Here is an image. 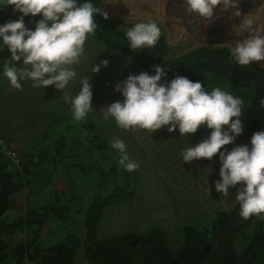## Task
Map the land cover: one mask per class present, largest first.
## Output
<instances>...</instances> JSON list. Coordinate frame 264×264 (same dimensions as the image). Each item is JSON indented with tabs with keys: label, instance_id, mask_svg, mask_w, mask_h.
<instances>
[{
	"label": "rangeland",
	"instance_id": "obj_1",
	"mask_svg": "<svg viewBox=\"0 0 264 264\" xmlns=\"http://www.w3.org/2000/svg\"><path fill=\"white\" fill-rule=\"evenodd\" d=\"M103 2L112 3L109 5L110 10L107 7L104 9L110 18H119L126 23L149 20L157 22L171 47L170 56L180 55L198 46L230 48L229 44L233 41L247 37V33L238 37L233 32V26H239L242 17L230 18L231 10L221 13L219 7L214 10L218 19L206 24L195 16L186 15L184 0H101V10ZM239 10L242 16L249 14L255 17L257 24H264V0H240ZM20 15L12 6L0 8V26L16 21ZM41 19L39 14L35 17L25 16L26 28L35 30L36 22ZM2 44L3 41L0 40V45ZM104 60L109 62L108 65L101 67L98 73H92L91 65H100ZM5 62L19 69L23 67V60L11 61L8 48H0V138L2 136L9 141L8 146L0 150L5 159L12 162L2 152L5 148L10 149L14 158H17L18 152L46 146L55 137L61 136L65 140L64 149L68 153L81 152L83 144L94 147L91 157L97 159V167L104 165L102 162L107 154L125 176L122 179L118 175L116 184L120 179L129 182L133 191L131 200L115 202L106 208L99 220L96 238H109L125 232L141 233L156 225L166 232L167 249L174 253L180 243L183 226H208L215 213L227 211L236 203L235 188L229 189L228 197H223L215 190V183L220 179L219 154L211 160L183 162L182 150L195 147L205 140L199 135L180 136L178 128L170 133L168 126L152 134L143 130L125 131L112 118L104 120L101 110L113 102H123V96L114 91L116 84L125 81L129 75L141 73L132 58L121 57L106 50L96 43L93 36H89L80 63L73 66L77 76L65 89L75 97L80 91L81 80L90 77L93 93L91 107L94 111L84 121L73 118L71 104H64L63 92L54 86L34 88L33 82L26 79L21 81L22 91L13 89L4 76ZM256 64L264 68V61ZM206 86L209 92L219 87L241 98L245 110L250 91L239 93L216 78H206ZM240 119L243 124L242 134L221 151L227 153L236 146L246 145L243 138L246 127L244 111ZM116 138L125 143L129 159L139 164L136 171L129 172L120 166V153L110 146ZM97 147H101L102 152L105 151L101 160L97 155L100 150ZM78 161L83 162V157L79 156ZM69 162L71 161L66 160L65 163L70 164ZM87 174L89 176H83L82 171L78 170L77 173L70 168L63 172L65 186L60 184L59 189L64 192L60 200L68 210L65 211L64 222L50 221L51 224L47 227L49 229L45 232V243L58 241L65 229L73 230L81 238L78 227L83 202L89 199L92 190L105 193L110 189V186L98 188L92 185L97 183L94 172L89 171ZM260 221L264 224V215L260 216ZM73 262L86 264L82 257V245L77 248ZM21 264H25L24 261Z\"/></svg>",
	"mask_w": 264,
	"mask_h": 264
},
{
	"label": "trees",
	"instance_id": "obj_2",
	"mask_svg": "<svg viewBox=\"0 0 264 264\" xmlns=\"http://www.w3.org/2000/svg\"><path fill=\"white\" fill-rule=\"evenodd\" d=\"M85 2L101 8V0H77L78 4ZM95 20L98 28L92 36L97 44L132 58L140 72L149 73L154 66L166 68L163 83L184 76L193 82H202L208 91L206 78H216L239 93L250 91L244 110V142L251 147L252 135L264 131L262 66L256 63L239 66L231 57L230 48L225 46H198L170 56L171 47L162 32L155 47L133 50L129 48L126 31L136 23L105 20L99 14ZM195 134L207 139L211 130L202 126ZM1 140L7 147L9 141L2 136ZM64 143V138L57 136L46 146L18 152L16 163L0 153V264H21L23 261L25 264H74L73 258L80 245L86 264H264L261 215L241 217L237 202L227 211L215 213L208 226H183L174 253L167 249L166 232L156 225L141 233L125 232L96 238L97 226L106 208L115 202L131 200L133 191L127 180L122 181L125 177L122 170L101 147H97L100 149L97 155L100 160L105 155L104 165L97 167V159L91 157L94 147L83 144L81 152L68 153ZM79 156L83 157V162L78 161ZM66 160L71 161L70 164L65 163ZM67 168L77 173L80 170L83 176L93 171L97 183L92 185L110 186V189L105 193L92 190L89 199L83 202L78 227L81 238L73 230L65 229L58 241L47 244L45 232L50 221L64 222L68 210L61 203L64 192L59 189L60 184L65 186L63 172ZM118 175L122 179L116 184Z\"/></svg>",
	"mask_w": 264,
	"mask_h": 264
},
{
	"label": "clouds",
	"instance_id": "obj_3",
	"mask_svg": "<svg viewBox=\"0 0 264 264\" xmlns=\"http://www.w3.org/2000/svg\"><path fill=\"white\" fill-rule=\"evenodd\" d=\"M239 4L240 0H184V10L186 15L206 24L218 19L214 14L218 7L221 13L231 10L230 18L242 17L239 26H233V32L238 37L247 33V37L229 45L231 57L239 66L246 67L264 61V24H257L249 14L242 16ZM7 6L21 15L16 21L0 26L3 41L0 48H8L11 61L23 60L19 69L4 63V76L10 86L22 91L21 81L26 79L33 82L34 88L54 86L63 92L64 102L71 104L73 118L84 121L94 111L90 77L81 80L75 97L65 89L76 78L73 66L80 63L86 41L98 28L95 16L99 14L107 20L108 14L90 2L78 4L77 0H0V8ZM38 14L42 19L36 22L35 30L26 28L24 17ZM160 36L161 28L152 20L138 22L126 31L129 48L133 50L155 47ZM108 63L104 60L100 65H91L92 73H98ZM154 71L155 75L148 72L129 75L116 84L114 91L124 99L100 111L104 120L112 118L125 131L143 130L151 134L164 126H168L170 133L178 128L180 136L207 127L211 135L195 147L182 150L183 162L211 160L219 154L220 179L215 190L228 197L229 189H236L241 217L264 215V131L252 135L251 147L240 145L227 153L221 151L242 134L243 100L219 87L206 91L202 82L184 76L160 83L167 75L166 68L154 66ZM110 146L120 153L118 162L126 171L139 168L137 162L129 159L122 140L116 138Z\"/></svg>",
	"mask_w": 264,
	"mask_h": 264
},
{
	"label": "built area",
	"instance_id": "obj_4",
	"mask_svg": "<svg viewBox=\"0 0 264 264\" xmlns=\"http://www.w3.org/2000/svg\"><path fill=\"white\" fill-rule=\"evenodd\" d=\"M2 147H5V146H4V144H3V142H2V140H1V138H0V150H1ZM2 152H3L4 155H6L9 159H11V161H12L13 163H16L17 158H16V157L14 158V154H13V152H12L10 149L5 148V150L2 151Z\"/></svg>",
	"mask_w": 264,
	"mask_h": 264
},
{
	"label": "crops",
	"instance_id": "obj_5",
	"mask_svg": "<svg viewBox=\"0 0 264 264\" xmlns=\"http://www.w3.org/2000/svg\"><path fill=\"white\" fill-rule=\"evenodd\" d=\"M103 3H104V2H103ZM110 4H112V3H107V4L104 3V4H103V7H102V12H104V9H105L106 7H107L108 10H110V9H111V8L109 7ZM105 5H106V6H105ZM107 5H108V6H107ZM112 9H113V8H112ZM108 18H109V19H118V20H121V19H119V18H113V17L110 18L109 16H108ZM121 21H122V20H121ZM123 22H124V21H123ZM125 23H126V22H125ZM121 57H122V56H121Z\"/></svg>",
	"mask_w": 264,
	"mask_h": 264
},
{
	"label": "water",
	"instance_id": "obj_6",
	"mask_svg": "<svg viewBox=\"0 0 264 264\" xmlns=\"http://www.w3.org/2000/svg\"><path fill=\"white\" fill-rule=\"evenodd\" d=\"M149 75H155V71H154V69L153 70H151V71H149ZM160 83H163L162 81H160Z\"/></svg>",
	"mask_w": 264,
	"mask_h": 264
}]
</instances>
